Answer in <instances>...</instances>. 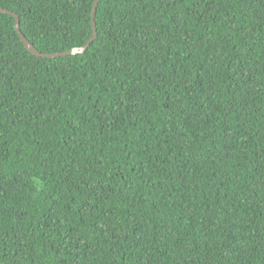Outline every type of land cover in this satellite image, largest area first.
<instances>
[{
	"label": "trees",
	"instance_id": "obj_1",
	"mask_svg": "<svg viewBox=\"0 0 264 264\" xmlns=\"http://www.w3.org/2000/svg\"><path fill=\"white\" fill-rule=\"evenodd\" d=\"M94 1L0 0V264H264V0Z\"/></svg>",
	"mask_w": 264,
	"mask_h": 264
},
{
	"label": "water",
	"instance_id": "obj_2",
	"mask_svg": "<svg viewBox=\"0 0 264 264\" xmlns=\"http://www.w3.org/2000/svg\"><path fill=\"white\" fill-rule=\"evenodd\" d=\"M99 0H95L94 1V4H93V8H92V16H91V23H92V28H93V35L90 39V41L82 48H78V49H75L74 51H70L66 54H73V53H80V52H84L85 49L87 48V46L89 45V43L91 41H93V39L95 38L96 36V26H95V14H96V8H97V4H98ZM0 13H8L7 11L5 10H1L0 9ZM13 17H15L16 19V22H15V29L18 33H20V28H19V20H18V16L16 14H12ZM20 38L22 40V42L24 43L25 47L27 48V50L33 54V55H36V56H41L37 51L36 49L24 38L23 34L20 33ZM61 55H64V54H56V55H50L51 57L52 56H61Z\"/></svg>",
	"mask_w": 264,
	"mask_h": 264
}]
</instances>
